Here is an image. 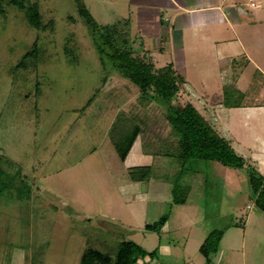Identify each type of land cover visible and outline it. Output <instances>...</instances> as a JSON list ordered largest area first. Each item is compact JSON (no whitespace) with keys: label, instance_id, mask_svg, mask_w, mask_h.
I'll return each instance as SVG.
<instances>
[{"label":"rangeland","instance_id":"1","mask_svg":"<svg viewBox=\"0 0 264 264\" xmlns=\"http://www.w3.org/2000/svg\"><path fill=\"white\" fill-rule=\"evenodd\" d=\"M29 1L38 3L45 30L8 0L0 17L1 168L32 188L21 200L0 196V264H80L88 248L115 258L124 241L157 250L150 264H209L199 248L214 230L225 235L210 264H264V214L246 170L199 161L182 174L159 151L170 133L165 110L142 107L139 90L102 64L75 1ZM85 3L100 25L131 19L136 55L157 69L172 63L185 78L175 103H192L264 175V78H255L257 70L264 75V0ZM200 5L212 8L188 10ZM35 43L36 65L16 69ZM70 45L77 60L66 57ZM225 84L248 94L245 107L222 105ZM120 117L142 120L125 160L111 135ZM135 166H150V180L132 181ZM175 185L188 187L179 192L185 205L174 203ZM164 216L162 228L146 229Z\"/></svg>","mask_w":264,"mask_h":264},{"label":"trees","instance_id":"2","mask_svg":"<svg viewBox=\"0 0 264 264\" xmlns=\"http://www.w3.org/2000/svg\"><path fill=\"white\" fill-rule=\"evenodd\" d=\"M74 1L78 15L90 32L93 46L102 64L104 66L111 64L122 78L139 90V103L142 107L157 103L165 110V120L170 133L160 146V154L173 157L180 165L182 174H187L188 164L199 161L217 162L233 169L246 170L250 196L257 210L264 214V175L258 171L255 163L238 154L230 142L220 136L216 127L192 103L182 106L175 103L186 81L174 65L171 63L157 69L152 59L136 55L131 41V19L122 18L113 24L100 25L88 9L85 0ZM8 3L24 13L31 27L39 31L46 29L38 3L29 0H8ZM5 12L3 0H0V17L4 16ZM76 49L74 45L66 47L65 54L69 60H77ZM39 51L38 44L35 43L23 55L16 69H27L29 61L35 66ZM247 65L248 62L245 67ZM220 69L224 72L223 66ZM261 76L260 71L255 73V78ZM94 97L96 95L89 99L85 108L91 105ZM247 97L248 94L237 87L225 84L222 105L227 109L242 108L246 106ZM141 121L137 117L133 119L120 117L112 127V142L122 160L127 158L143 130ZM2 163L3 158L0 157V196L9 191L17 200L30 197L32 188L27 181L20 177V173L15 176L7 174L1 168ZM151 169L150 166L131 167L129 177L134 182H147L152 174ZM185 190H188V187L174 186L175 204H186V199L179 197V192ZM167 221L168 217L164 216L158 223L146 226V229L159 230ZM224 235L223 230H214L200 246L199 252L207 263H212L220 252ZM156 256L157 250L149 252L133 241H124L119 245L115 258L97 249L88 248L84 251L80 264H139L142 260H147L148 263L145 264H150Z\"/></svg>","mask_w":264,"mask_h":264},{"label":"crops","instance_id":"3","mask_svg":"<svg viewBox=\"0 0 264 264\" xmlns=\"http://www.w3.org/2000/svg\"><path fill=\"white\" fill-rule=\"evenodd\" d=\"M174 6H176L175 4H174ZM212 8V7H211ZM210 7H207V5H200V6H196V7H188V10L189 11H202V10H206V9H211ZM184 9V8H183ZM248 64H249V62H248ZM248 66V65H247ZM257 71H260V70H257ZM256 71V72H257ZM261 72V71H260ZM261 74H262V76H261V78H264V75H263V73L261 72Z\"/></svg>","mask_w":264,"mask_h":264}]
</instances>
